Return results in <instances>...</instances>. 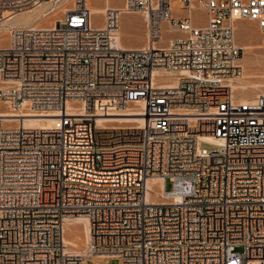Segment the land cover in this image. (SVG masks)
<instances>
[{
	"label": "built area",
	"instance_id": "1",
	"mask_svg": "<svg viewBox=\"0 0 264 264\" xmlns=\"http://www.w3.org/2000/svg\"><path fill=\"white\" fill-rule=\"evenodd\" d=\"M49 1L0 0V18ZM179 1L186 15L123 1L145 14L147 48L121 47V9L96 23L88 0L54 27L10 29L0 100L52 114L44 127L0 119V264H264V95L242 101L230 81L236 22L264 34V0ZM133 105L141 127L100 121ZM80 216L89 238L73 252L64 226Z\"/></svg>",
	"mask_w": 264,
	"mask_h": 264
},
{
	"label": "rangeland",
	"instance_id": "2",
	"mask_svg": "<svg viewBox=\"0 0 264 264\" xmlns=\"http://www.w3.org/2000/svg\"><path fill=\"white\" fill-rule=\"evenodd\" d=\"M124 0H88L89 6L94 12V9L103 8V7H114L122 8ZM174 13L177 16L179 13L186 15L187 11L181 8V2L179 0H172ZM177 2V3H176ZM73 0H52L49 1L48 5L36 6L32 8L35 15H39V20L36 23L43 25H50L53 23V19L60 18L62 19L64 12L61 11L64 7H72ZM95 7V8H94ZM104 14V13H103ZM103 14L93 13V18L96 23H101L103 19ZM120 31L119 36H121V42L126 46H137L141 45L143 42H146V21L145 16L141 12H123L121 15L120 22ZM19 26V25H18ZM10 28L0 29V44L7 45L9 41ZM173 28H176L175 26ZM178 34L176 29H171L170 32L166 33L165 38H169ZM236 40L238 44L242 46H247V49L242 50V54L238 63L242 68V76L248 77V79H254V81H261L262 87L258 89H245L244 91L235 89V93L238 97L241 96H252L255 97L256 92L258 95H264V34L258 27L256 21L253 20H238L236 22ZM147 43V42H146ZM249 45V46H248ZM245 67V68H244ZM250 73V74H249ZM262 78V79H261ZM236 81V80H235ZM253 81V80H252ZM256 90V91H254ZM242 91V92H241ZM102 103V102H101ZM105 105V103H104ZM122 109V108H121ZM0 110H10L8 104L0 100ZM118 116H113L107 118L103 121H107L105 124L114 126V127H124L131 126L133 122H126L118 120ZM204 148L211 149L212 145L204 143L202 145ZM172 188V182L167 179L165 182V189L170 190ZM79 223H70L69 227L71 229L79 226ZM86 245L82 247L85 249ZM81 250V249H80ZM94 260V258L92 257ZM104 259V258H103ZM93 260H90L89 264H94ZM96 261V260H95ZM108 264H120V260L115 258L108 262Z\"/></svg>",
	"mask_w": 264,
	"mask_h": 264
},
{
	"label": "bare ground",
	"instance_id": "3",
	"mask_svg": "<svg viewBox=\"0 0 264 264\" xmlns=\"http://www.w3.org/2000/svg\"><path fill=\"white\" fill-rule=\"evenodd\" d=\"M54 1V0H53ZM49 2H43L38 6H44V4L48 5ZM177 3V2H176ZM37 6V7H38ZM95 8V7H94ZM110 8V7H107ZM106 7L103 8H97L94 9V12L96 14H103L106 9ZM172 8L173 7V1H172ZM69 9L68 7H64L61 11H66ZM121 9V8H120ZM30 11H34L32 9L29 10H24V11H19L15 12L12 14V12H5L4 16L0 18V29L2 28H10L14 26H22V27H54L57 23V21L60 20V18H55L53 19V23L51 22L50 25H43L36 23L39 20V15H35V13H31ZM124 9H121V14H120V22H121V15L124 12ZM93 12V13H94ZM127 12V11H125ZM187 13V12H186ZM143 14V13H142ZM145 16V14H143ZM175 15V13H174ZM176 16V15H175ZM120 25L119 24V29L117 31L118 33V39L120 46L123 48H147L148 43H142L141 45L137 46H126L123 45L121 42V36H119L120 31ZM162 33L165 35L166 33L170 32L171 29L167 23L162 24ZM1 37V35H0ZM7 45H2L0 44V48H5ZM249 46V45H248ZM244 49H247V46H242ZM241 66V65H240ZM245 68V67H244ZM250 74V73H249ZM172 76L165 78L166 80H171L169 84H174V80H172ZM264 78V77H263ZM262 79V78H261ZM236 80V81H235ZM253 80V81H252ZM231 84L236 90H245V89H258L262 87L260 82L254 81V79H248V77L242 76V72L238 76H232L231 79ZM8 81L0 79V88L7 86ZM162 83V84H166ZM256 91V90H254ZM242 92V91H241ZM256 95L258 96L257 92ZM256 97V96H255ZM253 97L252 96H241L239 97L240 100L242 101H248L251 100ZM101 105H104L100 103ZM70 111L71 112H82L83 110L79 108V105H74L73 103H70ZM49 114L52 113H44V112H38L33 109H22L19 111H14V110H0V119L2 120V124L7 127H17L19 125H24L27 127H44L47 125L51 120L50 118H47L46 116H49ZM141 113V107L133 105L128 108H119L117 111L114 112H109L104 115L103 118L100 119V121H103L107 118L113 117V116H118V120L126 121V122H133V125L135 127H141L144 124V118L140 116ZM152 183H157L158 187L157 191L162 192L161 190L163 189V181L161 178H154L149 181V185L151 186ZM70 223H79L80 225L71 229L69 227ZM89 238V223L88 220L83 217H75V218H69L65 222L64 226V239L66 244L68 245V250L73 251V252H84L85 249L82 247L86 245L87 241ZM81 249V250H80ZM94 260H103L104 256L103 255H94L93 256Z\"/></svg>",
	"mask_w": 264,
	"mask_h": 264
}]
</instances>
